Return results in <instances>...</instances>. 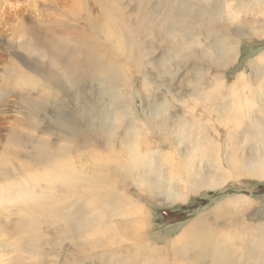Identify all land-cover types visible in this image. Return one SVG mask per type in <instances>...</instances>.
<instances>
[{
	"label": "rangeland",
	"instance_id": "1",
	"mask_svg": "<svg viewBox=\"0 0 264 264\" xmlns=\"http://www.w3.org/2000/svg\"><path fill=\"white\" fill-rule=\"evenodd\" d=\"M23 182L0 264H264V0H0Z\"/></svg>",
	"mask_w": 264,
	"mask_h": 264
},
{
	"label": "bare ground",
	"instance_id": "2",
	"mask_svg": "<svg viewBox=\"0 0 264 264\" xmlns=\"http://www.w3.org/2000/svg\"><path fill=\"white\" fill-rule=\"evenodd\" d=\"M61 168H58L57 171L51 172V174L49 173V176L46 175V179H45V183H49L50 180L52 178H56L58 180L67 182L68 180H70L73 177V173H71V171L68 172V170H61L59 171ZM68 172V173H67ZM67 173V174H66ZM44 175V174H42ZM31 176V175H30ZM36 176H38V174H32L30 180V184H32L33 186L36 183ZM39 179H44V177L39 178ZM43 196L40 194L35 193L34 191H31L29 188H27L25 186V182L21 183L18 188L12 192L11 194H9V190H7V188L1 187L0 188V204L2 202H4L5 200L8 202H16V201H20L23 204H28L29 203H34L38 202ZM25 224L30 227L31 225V221L29 220H25Z\"/></svg>",
	"mask_w": 264,
	"mask_h": 264
}]
</instances>
